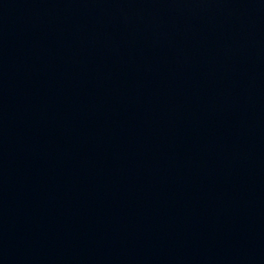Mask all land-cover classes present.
<instances>
[{"label": "water", "instance_id": "water-1", "mask_svg": "<svg viewBox=\"0 0 264 264\" xmlns=\"http://www.w3.org/2000/svg\"><path fill=\"white\" fill-rule=\"evenodd\" d=\"M0 264H264V0H0Z\"/></svg>", "mask_w": 264, "mask_h": 264}]
</instances>
